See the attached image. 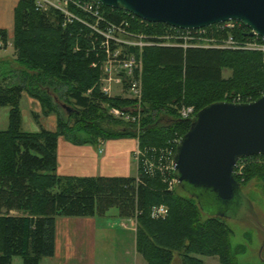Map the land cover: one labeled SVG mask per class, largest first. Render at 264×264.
<instances>
[{
  "label": "trees",
  "instance_id": "1",
  "mask_svg": "<svg viewBox=\"0 0 264 264\" xmlns=\"http://www.w3.org/2000/svg\"><path fill=\"white\" fill-rule=\"evenodd\" d=\"M69 9L78 18L94 22L80 9ZM101 12L104 26L128 22L130 30L148 36L172 28L142 22L123 9L101 5ZM235 36L242 38L240 32ZM0 37L5 46L7 32L0 29ZM100 41L88 26L66 22L55 8L37 10L34 0H20L15 9L16 56L0 59V107H9L8 126L0 130V264H12L15 257L22 264H40L54 256L56 217L103 216L112 208L121 218L136 219V248L147 264H172L175 253L183 264H202V256H217L220 264H238L233 263L231 231L224 219L205 216L195 198L173 193L160 178H151L141 157L137 177L59 176L57 145L60 136L75 145L135 137L141 151H150L148 156L153 158L151 149L180 139L195 114L209 104L238 97L240 103H247L264 95V54L184 46L182 41L144 48L143 118L137 135L122 120L128 128L121 131L100 124L107 119L103 104L123 107L129 102L106 98L94 87L100 66L92 64L103 60ZM223 70H229L230 76L224 77ZM23 93L41 103L43 115H57V131L23 130ZM53 94L55 99L73 101L76 110L69 114L75 117L73 127L62 122ZM182 106L193 107L191 118L179 115ZM259 159L264 162L263 156L241 159L242 172L235 173L240 186L253 179L264 186V163L258 165ZM157 205L167 207L166 217H151V208Z\"/></svg>",
  "mask_w": 264,
  "mask_h": 264
},
{
  "label": "water",
  "instance_id": "2",
  "mask_svg": "<svg viewBox=\"0 0 264 264\" xmlns=\"http://www.w3.org/2000/svg\"><path fill=\"white\" fill-rule=\"evenodd\" d=\"M95 1L123 9L145 22L179 29L238 21L250 30L249 36L264 38V0ZM63 107L68 114L73 112ZM252 156L264 157V95L247 103L215 102L198 111L176 145L173 177L185 193L197 200L200 209L204 201L210 200L222 207L215 216L225 219L243 199L235 176L236 164ZM245 202L250 210L251 204ZM251 212L248 218L256 221Z\"/></svg>",
  "mask_w": 264,
  "mask_h": 264
},
{
  "label": "rangeland",
  "instance_id": "3",
  "mask_svg": "<svg viewBox=\"0 0 264 264\" xmlns=\"http://www.w3.org/2000/svg\"><path fill=\"white\" fill-rule=\"evenodd\" d=\"M12 41V40H11ZM6 46V45H5ZM4 45L0 49V56H6L4 59H14L16 56V51L13 45H11L7 50H4ZM146 48V47H145ZM143 51L141 52L142 58V67H141V81H142V90H143ZM264 54L261 51H252ZM138 55V53H136ZM100 76L97 80V83L94 87H97L100 93L102 90V79L103 74L101 67ZM229 70H223V76H230ZM92 91L91 89L89 90ZM88 91V93H90ZM26 93H24L25 95ZM27 95V94H26ZM103 95V94H102ZM111 95H116L115 92H111ZM225 95V94H224ZM104 96V95H103ZM226 96V95H225ZM55 99V95L53 94ZM106 97V96H104ZM113 98V97H106ZM36 100V99H35ZM125 100V99H123ZM41 108V103L36 100ZM128 103L131 104V100ZM228 102V101H227ZM55 103L57 104L58 114L62 122L68 123L70 127H73L76 123L74 115H70L67 113L66 109L63 107L64 105L70 107L71 109L76 110V106L73 101H66L65 99L58 100L55 99ZM127 103V104H128ZM143 103V96H142ZM141 106L143 107V104ZM125 104V105H127ZM123 105V107L125 106ZM103 107L107 111V119L101 120L100 124L104 128H111L113 130L121 131L124 128H128L127 124L121 123L117 115L111 113L112 104H103ZM23 112H27L25 110V104L22 101ZM8 112L9 107H0V130H4L8 125ZM29 112V111H28ZM43 114V112H42ZM72 114V113H71ZM141 119L143 118V112L141 114ZM29 116H32V113L29 112ZM56 114L51 115L50 117H55ZM34 120L37 119L35 116ZM119 121V122H118ZM123 121V120H122ZM162 122V121H161ZM166 122V121H165ZM132 125L130 130L135 132L137 135L141 131L137 130V127L141 124V120L139 123L137 122H127ZM129 130V129H128ZM141 134V133H140ZM63 141H69L64 136H62ZM174 139L170 145L156 149H151L154 153L153 158L148 156L150 151H141L138 147L139 154L138 158L141 157L142 166L146 167L148 174H150L151 178H160L161 182L166 185L169 191H172L176 194L188 195L181 190L178 186L177 182H172V154H173V146L176 142ZM70 142V141H69ZM139 160V159H137ZM250 161H255L251 159ZM258 165H263V160H257ZM251 163V162H250ZM135 166V163L133 162ZM244 165V163L242 164ZM263 184L256 180H250L246 183H243L241 186V192L243 195V199L238 201L236 211H234L229 217H226L223 221L227 228L231 231L230 233V245H231V254L233 256V263L238 264H264V191ZM249 202L252 206L250 210H252L251 215L256 220L253 221L248 218V214L250 210L248 208L247 203ZM160 206L166 207L164 205H157L151 208L150 215L153 219L161 218L156 216L153 213V208H158ZM167 208V207H166ZM202 213L205 216H215L217 211H221L222 207L218 205H214L210 200H206L202 203ZM116 209H110L103 216L96 217H56L58 224V239L60 244L58 248V255L53 257L43 258L40 264H133V246H132V235L133 232H129V230L124 229L121 224L122 222L129 224V227H132V222H128L127 220H121L120 217L115 216ZM244 217V219H243ZM88 218L91 221H98V226L100 223L104 224V228H106L105 222H110V225L105 230H99L98 227H95V231H91L88 228H85L79 224L90 225ZM95 219V220H94ZM135 219V218H134ZM136 220V219H135ZM134 220V221H135ZM65 242V243H64ZM69 242V246L67 243ZM66 249L68 251H64ZM261 252V254H260ZM64 257H69L67 259V263H63ZM217 257V256H210ZM180 259L179 254H174V259ZM218 258V257H217ZM181 261V259H180ZM22 260L20 257L14 258V264H21ZM182 263V262H181ZM183 264V263H182Z\"/></svg>",
  "mask_w": 264,
  "mask_h": 264
},
{
  "label": "built area",
  "instance_id": "4",
  "mask_svg": "<svg viewBox=\"0 0 264 264\" xmlns=\"http://www.w3.org/2000/svg\"><path fill=\"white\" fill-rule=\"evenodd\" d=\"M34 6L39 11L55 8L65 17L66 22L73 20L79 21L88 26L93 32L101 37L100 47L103 52V60L99 64H92L93 67L99 65L102 70V94L106 97H119L125 100H131V104L124 107H111L112 114L125 122H137L141 120L142 114V81L141 52L145 47L161 45H177L182 41L184 46L195 47H214L230 50H250L264 52V38L258 35L249 36L250 30H241L244 25L238 21H226L199 29H179L172 27L168 32L158 36H148L143 33L130 30L128 22H122L120 25H106L101 12V4L95 0H34ZM76 7L93 17V23L74 15L69 7ZM132 17H135L132 15ZM143 22V20H141ZM145 22V21H144ZM148 23V22H146ZM245 27V26H244ZM209 32L222 33L215 36H208ZM242 34L241 39L235 38L236 33ZM3 41L0 37V49ZM132 50H135L133 52ZM138 53V55L136 54ZM113 85L120 87V93L112 96ZM234 103H240V97L233 100ZM179 115L182 118H191L193 107L182 106L179 109ZM179 139L175 142L178 143ZM138 159L139 151L136 153ZM244 162L239 160L235 167V173L240 175ZM172 166V161H171ZM173 170V168H172ZM172 182H176L172 177ZM167 208L160 206L153 208V213L161 218L166 217Z\"/></svg>",
  "mask_w": 264,
  "mask_h": 264
},
{
  "label": "crops",
  "instance_id": "5",
  "mask_svg": "<svg viewBox=\"0 0 264 264\" xmlns=\"http://www.w3.org/2000/svg\"><path fill=\"white\" fill-rule=\"evenodd\" d=\"M20 0H0V29L7 32V44L3 48L7 50L9 46L13 45L14 28H15V9ZM12 40V41H11ZM14 52V47H13ZM6 56H0V59H4ZM113 92L120 93V87L113 85ZM22 101L25 104L26 113L23 112ZM20 108L22 114V128L27 132H37L40 128L55 132L58 128V118L50 117L53 114L43 115L39 103L29 97L22 94L20 100ZM32 113L37 119L34 120V116H29V112ZM8 126V125H7ZM7 128V127H6ZM5 128V129H6ZM4 129V130H5ZM139 147V140L135 137H123L118 139H106L99 141L95 144H83L75 145L69 141H63L62 136L58 138L57 145V170L56 173L59 176H73V177H137L138 176V161L136 152ZM135 163V166L133 165ZM115 216H118L116 210ZM119 217V216H118ZM121 218V217H120ZM93 219V217H92ZM95 220V219H94ZM121 220H127L132 222V227L129 224L122 222L121 226L133 232L132 246H133V264H147L144 257L137 251L136 248V220L134 218H121ZM135 220V221H134ZM90 225L79 224L85 228L95 231V227L99 230H105L110 222L106 223V228L103 229L104 224L98 221H91L88 218ZM58 221L55 220V252L54 256L58 255V248L60 244L58 239ZM65 243V242H64ZM69 246V242L67 243ZM64 251H67L64 249ZM68 254V251H67ZM63 263H67L69 257H64ZM202 260V264H220L217 257L202 256L199 257ZM42 261V260H41ZM41 263V262H40ZM14 264V258L12 260ZM22 264V263H21ZM172 264H182L180 259H174Z\"/></svg>",
  "mask_w": 264,
  "mask_h": 264
}]
</instances>
